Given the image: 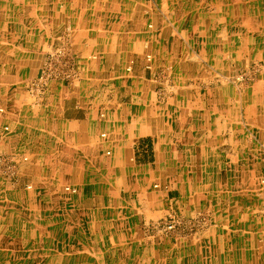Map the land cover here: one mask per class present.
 <instances>
[{"label": "crops", "instance_id": "0c3cea01", "mask_svg": "<svg viewBox=\"0 0 264 264\" xmlns=\"http://www.w3.org/2000/svg\"><path fill=\"white\" fill-rule=\"evenodd\" d=\"M66 40L80 79L34 101ZM0 108V264H264V0H0Z\"/></svg>", "mask_w": 264, "mask_h": 264}, {"label": "built area", "instance_id": "2783aa9c", "mask_svg": "<svg viewBox=\"0 0 264 264\" xmlns=\"http://www.w3.org/2000/svg\"><path fill=\"white\" fill-rule=\"evenodd\" d=\"M152 27V25H149ZM94 58L96 56H93ZM134 61L131 60L126 67L127 72H131ZM144 68L147 71L153 73L155 81L158 83L157 96L161 100H166L169 94H166L164 83H171V76L169 75L168 69L156 70L153 65V55L151 53L145 54ZM254 71L241 72L237 74L235 79L238 82H250L254 79V73L258 72V68H254ZM80 79V72L78 70L75 55L72 52L69 40L64 41L60 46L51 48L44 53L43 60L37 76L30 78L28 81L26 91L36 102L45 96L47 90L53 82H67L72 83ZM0 112H4V108H0ZM5 130H9L8 126L4 127ZM105 137V134H102ZM23 161H27L28 157L24 156ZM19 159L13 155H7L0 153V175L10 180L12 184H18L19 173H18ZM264 183V179L262 180ZM27 189H31L32 185L26 186ZM155 188L159 185L155 184ZM167 188V187H166ZM65 190L71 193H77V188L66 186ZM185 220L174 212H168L164 218L159 220L156 224L152 225L151 228L162 232L165 235H172L181 226L185 224ZM194 222L187 224L192 226Z\"/></svg>", "mask_w": 264, "mask_h": 264}, {"label": "rangeland", "instance_id": "374dc122", "mask_svg": "<svg viewBox=\"0 0 264 264\" xmlns=\"http://www.w3.org/2000/svg\"><path fill=\"white\" fill-rule=\"evenodd\" d=\"M254 68H258L259 69V71L261 70V68H262V64H260V63H253L252 64V66L250 67V69H249V71L251 72V71H254L255 69ZM259 71L258 72H255L254 73V76H256L258 73H259ZM243 72H248V71H243ZM239 73H241V72H239ZM238 73V74H239ZM237 76V75H236ZM235 76V77H236ZM255 78V77H254ZM254 80V79H253ZM235 81L236 82H238L236 79H235ZM252 81V80H251ZM239 83H243V82H239ZM170 87H172L171 85H173V84H168ZM157 99H158V102H166L165 100H161V99H159L158 97H157ZM65 189V188H64Z\"/></svg>", "mask_w": 264, "mask_h": 264}]
</instances>
